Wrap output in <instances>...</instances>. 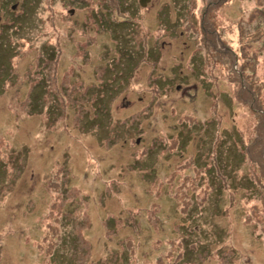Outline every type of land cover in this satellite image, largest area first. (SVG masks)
I'll return each instance as SVG.
<instances>
[{
    "label": "rangeland",
    "instance_id": "obj_1",
    "mask_svg": "<svg viewBox=\"0 0 264 264\" xmlns=\"http://www.w3.org/2000/svg\"><path fill=\"white\" fill-rule=\"evenodd\" d=\"M138 1L0 0V264H264V0Z\"/></svg>",
    "mask_w": 264,
    "mask_h": 264
},
{
    "label": "trees",
    "instance_id": "obj_2",
    "mask_svg": "<svg viewBox=\"0 0 264 264\" xmlns=\"http://www.w3.org/2000/svg\"><path fill=\"white\" fill-rule=\"evenodd\" d=\"M138 5L141 6L139 1H138ZM117 6H118V5H117ZM105 17H106V15H104V16H100V19H104V20H105ZM0 48H7V47H6V46H1ZM37 101H39L38 104H37ZM37 101L35 100V96H33L30 102H35L34 106L39 107V105H40V103H41V96L38 97ZM224 155H225L224 153H221V154L218 156V159H219L220 163L222 162V160H223L222 156H224ZM225 159H226V158H225ZM225 159H224V160H225Z\"/></svg>",
    "mask_w": 264,
    "mask_h": 264
},
{
    "label": "water",
    "instance_id": "obj_3",
    "mask_svg": "<svg viewBox=\"0 0 264 264\" xmlns=\"http://www.w3.org/2000/svg\"><path fill=\"white\" fill-rule=\"evenodd\" d=\"M149 0H140V5L141 6H145L146 2H148ZM138 142V140H137Z\"/></svg>",
    "mask_w": 264,
    "mask_h": 264
},
{
    "label": "clouds",
    "instance_id": "obj_4",
    "mask_svg": "<svg viewBox=\"0 0 264 264\" xmlns=\"http://www.w3.org/2000/svg\"><path fill=\"white\" fill-rule=\"evenodd\" d=\"M139 2H140V0H139ZM147 4V3H146ZM142 7H145V6H142Z\"/></svg>",
    "mask_w": 264,
    "mask_h": 264
}]
</instances>
